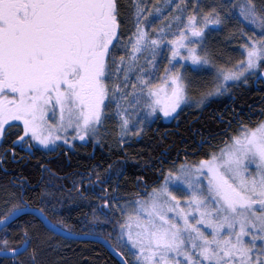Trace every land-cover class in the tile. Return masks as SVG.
Listing matches in <instances>:
<instances>
[{
	"label": "snow or ice",
	"instance_id": "snow-or-ice-1",
	"mask_svg": "<svg viewBox=\"0 0 264 264\" xmlns=\"http://www.w3.org/2000/svg\"><path fill=\"white\" fill-rule=\"evenodd\" d=\"M120 7L119 0H0V136L6 125L12 127L9 121H21L23 128H17L20 134L13 145L29 136L44 146L55 144L61 137L54 131L65 128H74L83 140L89 133L96 134L109 102L119 109L124 101L126 107L118 112L123 142L135 127L128 118L129 109L141 110L145 118L157 111L167 118L188 101L189 92L200 91L203 102L222 94L228 82L245 79L264 64V0L259 8L254 0L238 5L239 15L259 34L254 32L241 45V59L221 65H215L209 53L201 54L203 45L197 43L209 25L224 22V0L206 11L195 0L186 17L188 4L174 0L179 13L174 19L182 27L175 32L157 28L151 33L147 25L160 8H149L146 0L134 4L130 0L126 10L134 8V30L124 45L127 58L121 55L117 60L112 52L122 35ZM169 35L172 39L166 41ZM161 45L170 47L171 54L154 80L138 67L137 59L146 51L155 57ZM177 57L214 68L213 79L200 82L186 76L183 66L173 63ZM113 65L117 66L115 82H110ZM134 72L136 80L129 91ZM49 108L53 113L59 109L58 125L48 124ZM141 131L137 127L134 134ZM179 184L185 186L183 196L172 190ZM5 196L6 204L17 198L14 192ZM105 206H109L106 198ZM22 207L13 205L0 222L7 223ZM116 207L122 221L121 239L126 235L134 254L128 264H264V119L241 122L225 131L222 141L211 145L204 158L167 171L162 182ZM46 226L56 231L50 221ZM29 231L23 228L24 239L16 247L8 248L4 240L3 254L16 257L25 252L31 243ZM36 257L34 250L27 261L16 264H36Z\"/></svg>",
	"mask_w": 264,
	"mask_h": 264
},
{
	"label": "trees",
	"instance_id": "trees-1",
	"mask_svg": "<svg viewBox=\"0 0 264 264\" xmlns=\"http://www.w3.org/2000/svg\"><path fill=\"white\" fill-rule=\"evenodd\" d=\"M163 1L146 0V3L152 8ZM170 1L174 10L169 8L167 14L151 19L148 27H162L174 19L170 17L179 15L174 0ZM183 2L188 4L186 17L193 10L195 0ZM244 2L224 0V22L205 32L202 52L209 53L215 65L241 59V45L247 42V37L254 36V32L259 34L258 29L239 15L238 5ZM254 2L258 8L261 6V0ZM199 3L200 9L206 11L220 5L221 0H199ZM119 4L124 18L130 0H119ZM120 30L123 38L126 32L123 22ZM169 56L167 50L160 51L154 80L168 65ZM175 65L182 67L179 62ZM259 70L261 73L247 74L245 79L227 84L222 94L208 98L199 106L184 104L170 121L157 114L141 124L139 135L118 144L114 139H104L102 134L98 141L78 142L72 147L60 144L49 150L33 147L29 138L13 145L12 141L20 134L17 128L22 130V126L11 124L0 140V216L13 205L38 208L65 230L107 239L128 263L132 257L121 239L119 224L122 221L116 205L136 199L137 194L143 192L142 188L150 190L164 179L167 171L181 163L204 158L211 145L222 141L225 131L241 122L263 119L264 64H260ZM183 71L200 82L211 81L215 75L211 69L197 70L187 65H183ZM189 98H201L200 91L189 92ZM202 140L206 142L201 143ZM87 182L91 184L85 193ZM12 192L17 198L6 204L5 193ZM105 198L109 206H105ZM24 227L30 230L31 243L27 250L16 257H0V264L27 261L34 250L36 264H120L102 244L60 237L29 214L0 231V250L5 248L4 240L8 241V248L16 247L24 239Z\"/></svg>",
	"mask_w": 264,
	"mask_h": 264
},
{
	"label": "rangeland",
	"instance_id": "rangeland-1",
	"mask_svg": "<svg viewBox=\"0 0 264 264\" xmlns=\"http://www.w3.org/2000/svg\"><path fill=\"white\" fill-rule=\"evenodd\" d=\"M136 2H137V0H131V3L132 4H134ZM169 5H172L171 1L170 0H165V1L161 2L160 4L153 6L152 8L157 7V6L160 8V12L159 13H153V15L155 17H162L163 15L167 14L169 8H172ZM172 10H174V9L172 8ZM133 12H134V8H133ZM133 12H127L125 14L124 18H123V21L122 22H123V26L126 29V32L124 33V37L123 38H120V40H119V42L117 44V48L119 50H117V48H114L113 49V52H112V55L115 56V58L117 60L119 59V57L121 55H125L126 58H127V53L124 51V45H125V42L128 39V36L130 34V30H134V27L133 26H134V23H135V16H134ZM174 17L175 16H172L170 18L172 19ZM180 26H178L177 21L175 19H173V20H169L168 23H165L162 27H158V28H164V30L167 31V32H175V31H177V28L180 27ZM215 26L216 25H209L208 28L209 27H215ZM147 29L151 33V32H153L157 28H151V27H148V25H147ZM152 38H156V37H152ZM170 39H172L171 35H169V36L166 37V41L167 40H170ZM194 43H197V42L194 41ZM200 44H202V41L199 42V43H197V46L199 47ZM129 47H130V45H129ZM162 49L167 50L171 54V48L170 47L165 46V45H161L160 49L157 50V52L155 53V57H153V54L151 52H147V51L144 52V53H142V54H140L138 56V59H137V65H138V67H142V68L145 69V71L150 72L151 75H152V78H153L154 71H155V70L153 71V67L154 68H157L158 55H159V53H160V51ZM201 54H203L202 49H201ZM181 55L182 56H186L187 55V52H182ZM148 60H152L153 61V64L147 63ZM177 61H180V58L179 57H177L176 58V61H173V63L174 64H178ZM179 64L181 66H183V65L184 66L185 65L190 66L193 69H204V68H207V69H211L212 71L215 72V69L214 68H211L209 65L195 66V65H192V62L190 60L189 61H180ZM175 66L178 67V65H175ZM116 67H117L116 65H113L112 66L111 71L113 73V76H112L110 82H115V75L114 74H115V71H116ZM251 73L253 74V73H261V72H260V70L258 68V69L252 70L248 74H251ZM120 76H121V78H123V76H124V72L123 71L120 72ZM135 80H136V73L134 72V73L131 74V79L128 82L129 91H132L131 85H132L133 82H135ZM231 82H236V81H230L227 84H229ZM207 99H204L203 102H202L201 101V98H199V99L189 98L186 103L187 104L194 105V106H199V105L205 103L207 101ZM186 103H184V104H186ZM184 104H182L181 107L184 106ZM120 105H121V107L118 109L117 108V104L115 102H109L107 104V106L103 110L104 111V117L102 119V122H101V124H100V126H99V128H98V130L96 132V134L95 135H92L91 133H89V134H87L85 136V138L83 140L80 139L79 135H77V133H76V131H75L74 128H65L64 130L54 131V135H57V136L61 137V139L57 140L55 142V144H49L48 146H44V145L39 144V142H37V141H33L30 136L28 138L30 139L31 144H32L33 147H38V148L45 149V150L54 149L57 145H60V144L61 145H65L67 147L68 146L69 147H72L74 143H78V142H86L88 140L98 141V140L102 139V134L105 137L104 139H108V140L109 139H114L115 142L118 144V143L122 142L121 141V135H122V133H121V128H120L121 117L118 115V112L119 111H122L123 108L126 107L124 101H120ZM179 109H177V112L179 111ZM157 114L159 116H161V118L163 120H165V121H170L176 115V113H174L172 116L166 118V117L163 116L162 113H160L159 111H157L152 116H149V117L145 118V115L143 114V112L141 110L132 111L131 109H129L128 118L130 119V121L133 124H135V127H131L129 129L127 135H124L123 141L128 140L132 136L135 135L134 133L136 132V128L141 126V123H140L141 120H143V122H145V121H147L149 119H152ZM45 115H46V119H47V122H48L49 125H58L59 124V115H60L59 114V109H56L55 112L53 113L52 109L49 108V111ZM137 117H139V119H137ZM263 119H264V117H263ZM8 123L10 125L11 124H20L22 126V128H23V124H22L21 121H9ZM7 127L8 126L6 125V128ZM2 138H3V136H0V140ZM17 143H21V142H17ZM178 166H176L173 169V171H175L176 168H178ZM184 187L185 186L183 184H179V187L178 188H173L172 190L178 196H183L185 194L182 191L184 189ZM121 204H123V203H121ZM245 239L247 240L249 238L246 237ZM122 242L126 245V247H128V250H129L131 246L130 245H127V237H126V235L123 236ZM257 244L258 245L260 244V241L259 240L257 241ZM129 253H130V255L132 257V260H133L134 259L133 252L129 251Z\"/></svg>",
	"mask_w": 264,
	"mask_h": 264
},
{
	"label": "water",
	"instance_id": "water-1",
	"mask_svg": "<svg viewBox=\"0 0 264 264\" xmlns=\"http://www.w3.org/2000/svg\"><path fill=\"white\" fill-rule=\"evenodd\" d=\"M25 214H29V215H33L35 216L40 222L43 221V225L48 229V227L46 226L48 224V222L50 221L53 225H56L55 223H53L44 213H43V217L41 216V210L38 208H33V207H29V206H24L21 208V210L19 212H17L16 216L13 218H10L8 220L7 223H3L0 222V231L3 230L5 227H7L8 225H10L11 223H13L15 220H17L19 217H21L22 215ZM44 217H46L47 219L45 220ZM56 231H51L52 233L66 238V239H72V240H81V241H86V240H90V241H94V242H98L100 244H102L105 249L120 263V264H128L126 259L124 258V256L118 252L110 243L107 239L103 238V237H99V236H93V235H89V234H76L73 232H70L68 230H65L61 227H59L58 225H56ZM49 230V229H48ZM50 231V230H49ZM70 233V234H69ZM0 257H5V258H11L13 257L11 254L8 255H4L3 251L0 250Z\"/></svg>",
	"mask_w": 264,
	"mask_h": 264
},
{
	"label": "flooded vegetation",
	"instance_id": "flooded-vegetation-1",
	"mask_svg": "<svg viewBox=\"0 0 264 264\" xmlns=\"http://www.w3.org/2000/svg\"><path fill=\"white\" fill-rule=\"evenodd\" d=\"M90 184H91V183H89V182L86 183V187L84 188V189H85V193H87V189H88V187H89ZM90 187H91V189H93V185H91ZM142 190L144 191L145 189L142 188ZM106 192H107V191H106ZM141 193H142V192H141ZM106 195H107V194H106Z\"/></svg>",
	"mask_w": 264,
	"mask_h": 264
}]
</instances>
